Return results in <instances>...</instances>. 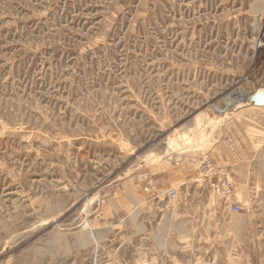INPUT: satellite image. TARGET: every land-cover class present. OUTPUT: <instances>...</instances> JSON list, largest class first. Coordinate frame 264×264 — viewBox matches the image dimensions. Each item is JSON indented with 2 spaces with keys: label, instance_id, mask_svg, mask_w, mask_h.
I'll list each match as a JSON object with an SVG mask.
<instances>
[{
  "label": "rangeland",
  "instance_id": "rangeland-1",
  "mask_svg": "<svg viewBox=\"0 0 264 264\" xmlns=\"http://www.w3.org/2000/svg\"><path fill=\"white\" fill-rule=\"evenodd\" d=\"M261 91L264 0H0V264H264Z\"/></svg>",
  "mask_w": 264,
  "mask_h": 264
},
{
  "label": "built area",
  "instance_id": "built-area-1",
  "mask_svg": "<svg viewBox=\"0 0 264 264\" xmlns=\"http://www.w3.org/2000/svg\"><path fill=\"white\" fill-rule=\"evenodd\" d=\"M225 163V162H224ZM232 166L229 163L220 164L218 159H214L209 154L205 155L198 168V182L206 181L215 189L220 190L227 199L234 196L235 187L238 181L233 178ZM203 183V182H202ZM167 197L171 201H175L179 197V188L171 187L167 191ZM235 211H239L240 206L233 205Z\"/></svg>",
  "mask_w": 264,
  "mask_h": 264
},
{
  "label": "crops",
  "instance_id": "crops-1",
  "mask_svg": "<svg viewBox=\"0 0 264 264\" xmlns=\"http://www.w3.org/2000/svg\"><path fill=\"white\" fill-rule=\"evenodd\" d=\"M252 146V145H250ZM228 153L226 152L227 155H223V160L224 161H227V162H230L231 160H236V163H235V166H238V169H241L243 167L244 169V174L246 172V170L248 171H251L252 168H253V160L255 158V152H243V151H240L239 152L234 149V148H229L228 149ZM250 151H251V148H250ZM245 162V163H244ZM243 164V165H242ZM243 173V171H242ZM245 177L247 176H243L240 177L239 175V178H238V185H237V189L240 190L239 188H242V185L244 184L245 182ZM242 178V180H241ZM237 190V191H238Z\"/></svg>",
  "mask_w": 264,
  "mask_h": 264
},
{
  "label": "water",
  "instance_id": "water-1",
  "mask_svg": "<svg viewBox=\"0 0 264 264\" xmlns=\"http://www.w3.org/2000/svg\"><path fill=\"white\" fill-rule=\"evenodd\" d=\"M254 99L257 101V104L264 105V91H261L258 94H256Z\"/></svg>",
  "mask_w": 264,
  "mask_h": 264
},
{
  "label": "bare ground",
  "instance_id": "bare-ground-1",
  "mask_svg": "<svg viewBox=\"0 0 264 264\" xmlns=\"http://www.w3.org/2000/svg\"><path fill=\"white\" fill-rule=\"evenodd\" d=\"M246 97H247V93H244V92H238L237 93V99L236 100H232L233 102L234 101H244V100H246ZM230 100V99H229ZM236 103V102H235ZM242 103V102H241ZM233 105V104H232Z\"/></svg>",
  "mask_w": 264,
  "mask_h": 264
}]
</instances>
